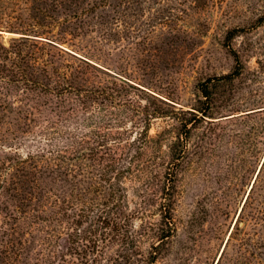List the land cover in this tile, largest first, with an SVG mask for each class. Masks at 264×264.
Masks as SVG:
<instances>
[{
  "label": "rangeland",
  "instance_id": "obj_1",
  "mask_svg": "<svg viewBox=\"0 0 264 264\" xmlns=\"http://www.w3.org/2000/svg\"><path fill=\"white\" fill-rule=\"evenodd\" d=\"M0 264H264V0H0Z\"/></svg>",
  "mask_w": 264,
  "mask_h": 264
},
{
  "label": "trees",
  "instance_id": "obj_2",
  "mask_svg": "<svg viewBox=\"0 0 264 264\" xmlns=\"http://www.w3.org/2000/svg\"><path fill=\"white\" fill-rule=\"evenodd\" d=\"M236 32H237V30H232V31L229 33L228 38H231ZM228 46H229V45H228ZM229 47H230V46H229ZM230 50H231V52L233 53V55H234V57H235V60H236V63H237L236 69H235L232 73H230V74H228V75H223V76L217 78V80H231V79H233L234 77L239 76L240 73H241V64H240V61H239V57H238L237 53L232 49V47H230ZM33 80H34V79H33ZM208 81H209V80H207L205 83H203L202 88H201V92H202V94H203L205 97H207L208 99H210L211 97L209 96L210 94H209L208 87H207V83H208ZM33 83H35V85H39L40 87H45L44 84H39V83H37V79H35V80L33 81ZM9 85H10V84H9ZM68 87L70 88V90H75V89H76V88L73 87V86L70 87V85H68ZM70 90H69V91H70ZM88 92H89V90H86V94H87ZM97 92H99V91H97V90H96L95 92L91 91V94H94V93H97ZM86 96H87V95H86ZM96 96H98V94H96ZM209 97H210V98H209ZM200 102H201V101H200ZM208 103H209V102H208ZM200 109L202 110V109H204V107H202V108H200ZM200 109H199L198 111H199V112H202ZM203 115L205 116L206 114L203 113ZM194 119L198 120V115H197V114L194 115ZM10 164H11V163H10Z\"/></svg>",
  "mask_w": 264,
  "mask_h": 264
}]
</instances>
